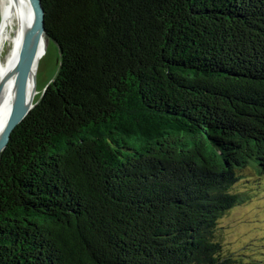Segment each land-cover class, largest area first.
<instances>
[{"label":"trees","instance_id":"obj_1","mask_svg":"<svg viewBox=\"0 0 264 264\" xmlns=\"http://www.w3.org/2000/svg\"><path fill=\"white\" fill-rule=\"evenodd\" d=\"M41 2L60 63L0 155V264L245 262L217 228L264 189V0Z\"/></svg>","mask_w":264,"mask_h":264},{"label":"bare ground","instance_id":"obj_2","mask_svg":"<svg viewBox=\"0 0 264 264\" xmlns=\"http://www.w3.org/2000/svg\"><path fill=\"white\" fill-rule=\"evenodd\" d=\"M32 20L33 9L30 0H0V138L24 92L19 58ZM48 42V37L38 32L29 49V77L33 103L38 102H35L36 68Z\"/></svg>","mask_w":264,"mask_h":264},{"label":"rangeland","instance_id":"obj_3","mask_svg":"<svg viewBox=\"0 0 264 264\" xmlns=\"http://www.w3.org/2000/svg\"><path fill=\"white\" fill-rule=\"evenodd\" d=\"M58 65L56 44L49 40L36 68V101L55 77ZM254 182L247 180L236 185L252 199L231 209L220 219L217 228L224 250L230 257L244 258L242 264H264V189Z\"/></svg>","mask_w":264,"mask_h":264},{"label":"water","instance_id":"obj_4","mask_svg":"<svg viewBox=\"0 0 264 264\" xmlns=\"http://www.w3.org/2000/svg\"><path fill=\"white\" fill-rule=\"evenodd\" d=\"M30 1L32 3V9H33V20H32V24L30 25L27 31L24 40V46L21 52V56L19 58V66L22 71L23 79H24V92L22 97L20 98V101L18 102L15 112L8 121L0 138V155L9 141L10 134L13 131V129L24 119V117L30 112V110L36 104L33 103L32 100L30 77H29V65H30L29 49L34 42L36 35L38 34V32L43 33L46 37H48L49 40H51L56 44V42L53 39H51V37L47 34L45 30L44 10L41 0H30ZM56 47L58 50V64H59L61 54L57 44ZM1 88H2V84L0 83V90ZM45 88L46 86L44 87V90Z\"/></svg>","mask_w":264,"mask_h":264}]
</instances>
